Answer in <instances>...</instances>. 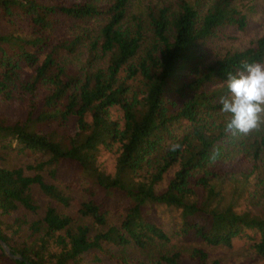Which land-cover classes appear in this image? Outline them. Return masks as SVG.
Instances as JSON below:
<instances>
[{"label":"trees","instance_id":"16d2710c","mask_svg":"<svg viewBox=\"0 0 264 264\" xmlns=\"http://www.w3.org/2000/svg\"><path fill=\"white\" fill-rule=\"evenodd\" d=\"M131 1L0 0V99L21 98L16 119L0 117V238L32 264H81L96 251L124 263L128 251L185 235L197 244L144 259L217 264L205 245L238 237L264 258V122L247 134L226 130L220 111L227 75L263 61L264 32L211 55L222 27L246 25V0L141 11ZM68 121L70 133L61 130ZM102 150L109 171L97 161ZM242 160L249 169H237ZM60 163L78 173L59 176ZM34 188L46 198L37 216L10 217L37 211ZM156 204L177 210L172 231L146 216ZM0 264L25 263L0 247Z\"/></svg>","mask_w":264,"mask_h":264},{"label":"rangeland","instance_id":"374dc122","mask_svg":"<svg viewBox=\"0 0 264 264\" xmlns=\"http://www.w3.org/2000/svg\"><path fill=\"white\" fill-rule=\"evenodd\" d=\"M64 3H67L71 0H60ZM99 3H102L107 0H98ZM173 0H132L130 4V9L141 11L148 4H161V3H169ZM242 10L246 13L247 22L243 29H236L233 26H224L221 28V32L216 38H213L209 42V47L211 50V55L221 54L227 49H236L244 47L251 42H253L260 34L264 32V0H246L245 6H241ZM147 40L150 39V36H146ZM261 64H264V59ZM22 95L21 93H19ZM21 112V98L18 95H15L8 99H0V117L5 120H14L19 116ZM117 110L115 107L111 108L110 114L111 116H117ZM187 123L183 122L182 127L185 128ZM74 128V124L72 121H68L64 126H62L61 130L64 132H72ZM36 153H30L24 156V159L17 158L15 153L11 154V158L14 161L26 162L30 161L35 157ZM24 160V161H20ZM112 155L106 151L102 150L99 153L97 161L101 163L106 170H111L112 167ZM236 161V159H233ZM236 164V163H235ZM237 169H249L250 162L247 160H242L239 165H236ZM57 173L59 176L64 178H68L72 175H76L78 171L73 169L71 166H68L64 163H60L57 167ZM166 175L164 179L160 182V186L164 185L166 179ZM35 196L40 204V207L36 212H31L25 210L24 208H18L15 211H12L10 217L17 215H24L26 219L31 221L33 218L37 216V214L41 211V206L46 203V198L43 196L41 192H39L36 188ZM75 191L72 192V194ZM77 196V194H75ZM123 198V195L119 191H115L112 195V199ZM77 198L73 199L71 203L67 206L69 211L75 209ZM146 216L160 224L167 232L172 231L175 228L177 221V210L171 206H166L164 204H156L145 210ZM26 226H23L25 228ZM195 243V239L191 236H171V240L163 243H155L148 246L147 250L143 253H134L132 251H128L127 253V261L122 263L118 262L115 259H110L106 254L100 252H94L95 256L93 257V253L86 254L83 256L81 260V264H148L147 259H144L145 254H156L157 252L169 251L175 248H188ZM208 256L210 260L217 259V264H264V258L259 257L249 249L246 248L245 237H238L231 242L230 246H210L205 245ZM143 261H145L143 263Z\"/></svg>","mask_w":264,"mask_h":264},{"label":"clouds","instance_id":"9594fccd","mask_svg":"<svg viewBox=\"0 0 264 264\" xmlns=\"http://www.w3.org/2000/svg\"><path fill=\"white\" fill-rule=\"evenodd\" d=\"M226 86L229 95L220 98V111L230 117L226 130L247 134L258 128L264 122V64L243 63L241 71L227 75Z\"/></svg>","mask_w":264,"mask_h":264},{"label":"water","instance_id":"95a60500","mask_svg":"<svg viewBox=\"0 0 264 264\" xmlns=\"http://www.w3.org/2000/svg\"><path fill=\"white\" fill-rule=\"evenodd\" d=\"M0 247L2 248L4 254H6L10 258L18 259L23 261L25 264H32L27 259L23 258L20 254H16L10 250L8 245L0 238Z\"/></svg>","mask_w":264,"mask_h":264}]
</instances>
